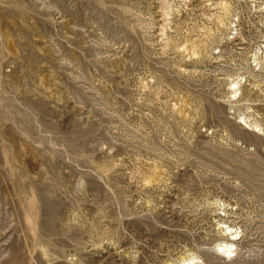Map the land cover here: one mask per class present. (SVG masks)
Wrapping results in <instances>:
<instances>
[{"label": "rangeland", "instance_id": "374dc122", "mask_svg": "<svg viewBox=\"0 0 264 264\" xmlns=\"http://www.w3.org/2000/svg\"><path fill=\"white\" fill-rule=\"evenodd\" d=\"M257 56L264 0H0V264H264Z\"/></svg>", "mask_w": 264, "mask_h": 264}, {"label": "bare ground", "instance_id": "6f19581e", "mask_svg": "<svg viewBox=\"0 0 264 264\" xmlns=\"http://www.w3.org/2000/svg\"><path fill=\"white\" fill-rule=\"evenodd\" d=\"M257 54V53H256ZM262 56V55H261ZM260 56V57H261ZM260 57H258L257 56V61H259L258 59H260ZM259 63H262V68L264 69V61H263V59H261L260 61H259ZM260 68V67H259ZM258 74V73H257ZM238 82V81H237ZM237 82H235V84H237ZM256 84V83H255ZM238 86V85H237ZM236 89V88H235ZM240 90V87H238L236 90H234L235 91V93H237L238 91ZM240 92V91H239ZM240 99H243V98H241V96H240ZM243 121H244V119H243ZM257 125V124H256ZM253 126H254V124H253ZM256 128H257V126H256ZM260 129V128H259Z\"/></svg>", "mask_w": 264, "mask_h": 264}]
</instances>
